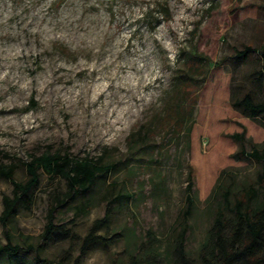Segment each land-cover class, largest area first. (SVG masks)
<instances>
[{"label": "rangeland", "instance_id": "rangeland-1", "mask_svg": "<svg viewBox=\"0 0 264 264\" xmlns=\"http://www.w3.org/2000/svg\"><path fill=\"white\" fill-rule=\"evenodd\" d=\"M263 47L264 0H0V167L13 170L0 174V214L36 157L112 167L66 201L70 181L40 167L32 207L9 228L19 253L33 264H207L216 218L229 237L238 198L262 196L264 158L252 153H264V113L243 100L264 102ZM106 215L105 240L83 252ZM185 222V260L173 263ZM263 248L233 264H264Z\"/></svg>", "mask_w": 264, "mask_h": 264}, {"label": "trees", "instance_id": "trees-1", "mask_svg": "<svg viewBox=\"0 0 264 264\" xmlns=\"http://www.w3.org/2000/svg\"><path fill=\"white\" fill-rule=\"evenodd\" d=\"M159 9L162 17H167L170 15L169 7L167 5H160ZM192 54V53H191ZM194 57L198 54H192ZM201 58H205L200 56ZM261 57L264 62V47L261 50ZM207 59V58H205ZM207 61H209L207 59ZM192 79V77H190ZM243 102L246 105L247 113L251 116H259L264 113V102H256L250 95L244 98ZM133 140L130 137V141ZM134 147H140V142L137 139L132 141ZM252 156L257 160L264 158V153H261L259 149H255ZM28 176L24 181L13 180L14 189L12 195H4V208L0 214V220L3 224V234L6 238V242H2L0 238V264H33L34 262L26 259L23 255L19 253L22 245L20 243L14 242L13 234L10 232L9 228L14 224L22 208L30 209L34 203V190L38 184L39 173L38 169L43 167L47 173L62 175L70 181V189L65 193V198L63 201L72 199L77 195H86L90 190L92 191L98 182L99 176H104L108 173L112 167L103 166L96 162L91 161H73L72 159L58 158L53 155H42L33 159L32 162L25 163ZM2 170L0 174L4 177L12 179L13 170L1 166ZM259 184L262 187L261 198L259 196V189L254 187L251 189L250 197L243 194L242 197L238 198L239 203V218L240 220L236 222L235 229L232 231L229 237H225L223 232V223L219 216L215 221V232L211 235L210 240L212 245L209 249L210 259L207 260V264H233L235 259L238 257L240 251L251 255L254 259L259 258L255 254V250L259 249L262 241L264 239V171L259 175ZM192 181L188 185V190L192 188ZM125 196H130L126 194ZM189 205L194 204V200L191 196H188ZM94 204V198L89 195L88 197L82 199L77 205L78 215H84L90 212ZM55 208L51 209L50 218H53V212ZM108 219V216H104L102 219L97 221L96 225L90 231V233L85 238L83 244V252H85L90 245L105 240L102 235L96 234V229L104 224ZM245 224V226L243 225ZM188 223L185 222L183 230L177 239V244L175 250L179 256H170L171 262L179 263V261L185 260V234L188 229ZM245 227V229H244ZM244 229V231H243ZM57 231V227L53 223L47 225L44 232L40 235V239L44 242L50 240ZM70 231V229H68ZM240 240L245 243L247 248L240 249L236 244V241ZM208 243L206 244V246ZM33 247L32 245L30 248ZM39 250V245L36 246ZM209 247V246H208ZM264 252V248L262 249ZM149 257H154V253L149 251L146 253ZM39 260V259H38Z\"/></svg>", "mask_w": 264, "mask_h": 264}]
</instances>
